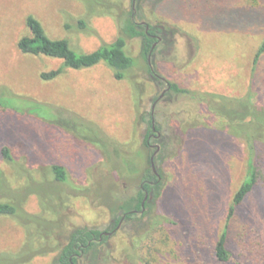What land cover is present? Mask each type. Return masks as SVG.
Wrapping results in <instances>:
<instances>
[{
	"label": "rangeland",
	"instance_id": "obj_1",
	"mask_svg": "<svg viewBox=\"0 0 264 264\" xmlns=\"http://www.w3.org/2000/svg\"><path fill=\"white\" fill-rule=\"evenodd\" d=\"M132 10L134 22L177 33L156 44L151 65L142 39L128 38L135 66L123 81L101 64L47 82L41 74L63 61L18 48L33 15L50 38L92 53L123 34ZM263 42L264 0H0V202L23 212L20 222L0 217V264H53L73 230L106 231L151 167L153 117L164 141L151 139L160 147L159 195L144 218L125 222L79 264L212 262L246 177L251 132L258 184L230 221L229 248L247 236L264 244V54L254 67ZM170 83L202 98L169 93ZM247 96L263 121L255 128L230 115ZM96 134L101 146L90 144ZM54 164L66 168V183L55 180Z\"/></svg>",
	"mask_w": 264,
	"mask_h": 264
},
{
	"label": "trees",
	"instance_id": "obj_2",
	"mask_svg": "<svg viewBox=\"0 0 264 264\" xmlns=\"http://www.w3.org/2000/svg\"><path fill=\"white\" fill-rule=\"evenodd\" d=\"M132 1L134 2V0ZM133 17L134 10H132L130 13L131 19L125 23L122 29L123 34L120 35L114 42L105 44L92 53H78L71 47V44L68 40H54L50 38L42 22L33 15H30L28 16L26 22L31 35L21 38L18 43V48L24 55L48 57L63 61V65L58 69L41 74V79L47 82L56 80L68 70L91 69L101 64H104L113 71L115 80L123 81L127 77V72L133 69L135 66L134 58L127 53L128 38L142 39L141 52L144 58L148 61L149 56H153L155 53L156 43L172 44L174 35L177 33L175 29L163 23L146 26L143 24H138L134 22L132 19ZM80 25L81 29L86 28V25L83 22H81ZM154 36H156V38H154ZM263 54L264 42L256 53L254 67L258 65ZM148 72L153 81L160 82L161 77L157 71L153 69V67L149 66ZM171 92L192 95L194 99L197 97L202 98L201 95L192 93L188 89L181 88L179 85L172 83L169 84V93ZM236 105L237 106L233 113H230L231 116L241 118L243 117L244 120L251 119L248 126H252L253 128L257 127L259 123L263 122L258 119L260 111L257 109L255 104L252 103L249 96H247V100H243V102L241 101ZM65 128H67V126H65ZM156 129L160 131L158 125H156ZM97 133L100 137L104 136L100 130H98ZM153 133L154 131L151 121L150 129L145 139V146L147 148H150V137ZM97 136L90 139L91 145L101 146L102 143L100 141L102 138ZM253 138L254 135L252 132L247 133L246 143L248 144L249 160L246 177L234 196L232 206L229 210L228 223L215 245V258L212 262L204 260L202 262L198 261L196 264H264V244L261 240H259V238L247 236L243 239V242L237 246V250L235 252L229 248L230 221L235 216L238 208L246 202L258 184L259 169L258 162L256 161V146L253 142ZM156 141L161 143L162 146L164 145L163 138L156 139ZM155 151L156 148L154 150L151 149V156ZM1 154L3 159L8 162H13L11 149L4 147L1 151ZM51 171L57 182L66 183L68 181V174L66 168L63 165L54 164L51 167ZM159 174L161 175L160 172ZM148 182H153L154 184H150ZM143 183L145 189L148 190L150 194V198L145 204L146 211L144 213H140L143 210L142 204L145 198V192L141 188L136 197L131 198L116 210V215L114 216L113 222L110 224L107 230L111 231L115 229L123 214L126 215V221L140 220L147 215L148 211L154 204L152 197L159 195L158 190L162 185V181L150 167L143 177ZM22 213L23 212L19 211L18 206L10 202H0V217L10 216L19 221V217ZM101 235L102 232L90 228H78L73 230L69 234L68 244L58 248L59 253L54 259L53 264H71L72 262L77 264L78 260L72 257L74 254L79 252V248L85 247V253L87 254L107 243V237H104V241L102 243L95 242V240H98Z\"/></svg>",
	"mask_w": 264,
	"mask_h": 264
},
{
	"label": "flooded vegetation",
	"instance_id": "obj_3",
	"mask_svg": "<svg viewBox=\"0 0 264 264\" xmlns=\"http://www.w3.org/2000/svg\"><path fill=\"white\" fill-rule=\"evenodd\" d=\"M136 3V2H135ZM154 38H156V36H154ZM157 44V43H156ZM156 44H155V46H156ZM153 115V114H152ZM152 125H153V131H154V133L152 134V136L150 137V142H151V139L152 138H154V139H160L161 138V136H162V134H161V132L160 131H158L157 129H156V122H155V120H154V117H153V119H152ZM160 135V136H159ZM159 146H154V145H152V143H150V149H152V150H154L155 148H156V151L154 152V154L151 156V157H156L157 156V154L159 153V151H160V149H159V151L157 150V148H158ZM160 148V147H159ZM154 161H155V158H154ZM150 162H151V160H150ZM151 164V168H152V162L150 163ZM156 167V166H155ZM152 170H153V168H152ZM154 171V170H153ZM154 173H155V171H154ZM158 177H159V179L160 180H162V176L159 174V172L157 171V169H156V173H155ZM148 183H150V184H154L153 182H148ZM143 190H144V192H145V198H144V201H143V204H142V207H143V210L140 212V213H144L145 211H146V209H145V204H146V202H147V200L150 198V194H149V191L148 190H146L145 189V187H144V183H142V187H141ZM133 212H137V211H133ZM113 222V221H112ZM111 222V223H112ZM125 222H131V221H126V215L125 214H123L122 215V218H121V220L119 221V223H118V225L116 226V228L115 229H113V230H111V231H109V230H107L106 229V231H104V232H102V235L100 236V238L98 239V240H95V242H103L104 241V237H107L108 238V240H110L115 234H117L119 231H120V229L122 228V226H123V224L125 223ZM101 246H103V245H101ZM100 246V247H101ZM79 250V252L77 253V254H74L73 255V257L72 258H76L77 260H78V263L77 264H79V262H80V260L81 259H83L87 254L85 253V250H86V248L85 247H82V248H79L78 249ZM71 258V259H72ZM71 264H75V263H71Z\"/></svg>",
	"mask_w": 264,
	"mask_h": 264
},
{
	"label": "water",
	"instance_id": "obj_4",
	"mask_svg": "<svg viewBox=\"0 0 264 264\" xmlns=\"http://www.w3.org/2000/svg\"><path fill=\"white\" fill-rule=\"evenodd\" d=\"M135 2H136V0H134V6H135ZM148 60H149V64L151 65V55L149 56V58H148ZM160 136V135H159ZM159 147L157 148V150L159 151ZM154 156L151 158V162H152V168H153V170L155 171V173H156V167H155V161H154Z\"/></svg>",
	"mask_w": 264,
	"mask_h": 264
}]
</instances>
